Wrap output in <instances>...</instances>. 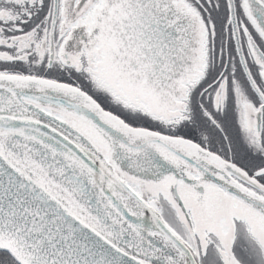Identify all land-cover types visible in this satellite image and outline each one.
I'll use <instances>...</instances> for the list:
<instances>
[{
	"label": "snow or ice",
	"instance_id": "snow-or-ice-1",
	"mask_svg": "<svg viewBox=\"0 0 264 264\" xmlns=\"http://www.w3.org/2000/svg\"><path fill=\"white\" fill-rule=\"evenodd\" d=\"M0 264H264V0H0Z\"/></svg>",
	"mask_w": 264,
	"mask_h": 264
}]
</instances>
